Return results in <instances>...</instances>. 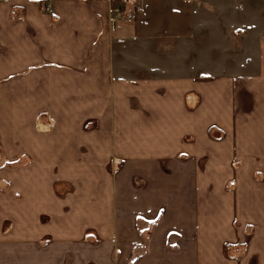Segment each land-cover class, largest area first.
<instances>
[{
    "label": "crops",
    "instance_id": "1",
    "mask_svg": "<svg viewBox=\"0 0 264 264\" xmlns=\"http://www.w3.org/2000/svg\"><path fill=\"white\" fill-rule=\"evenodd\" d=\"M195 2L0 0V264H264V0Z\"/></svg>",
    "mask_w": 264,
    "mask_h": 264
},
{
    "label": "rangeland",
    "instance_id": "2",
    "mask_svg": "<svg viewBox=\"0 0 264 264\" xmlns=\"http://www.w3.org/2000/svg\"><path fill=\"white\" fill-rule=\"evenodd\" d=\"M134 1V0H133ZM201 0L200 2H195L199 5H210L209 0ZM259 0H216L218 6H235L241 11H247L249 6H258ZM252 11V10H251ZM45 125L50 122L47 118H43ZM43 129H46L43 127ZM32 163V159L26 157L25 155H17L15 157H9L5 154L1 141H0V192L6 194L7 196L11 194L10 188L13 186L14 182L18 181V171L22 166H28ZM119 165V163H118ZM112 170V169H111ZM113 172V171H112Z\"/></svg>",
    "mask_w": 264,
    "mask_h": 264
},
{
    "label": "built area",
    "instance_id": "3",
    "mask_svg": "<svg viewBox=\"0 0 264 264\" xmlns=\"http://www.w3.org/2000/svg\"><path fill=\"white\" fill-rule=\"evenodd\" d=\"M111 4V14L116 20H134L143 14L148 8L147 0H134V8L125 11V7L133 0H109Z\"/></svg>",
    "mask_w": 264,
    "mask_h": 264
}]
</instances>
